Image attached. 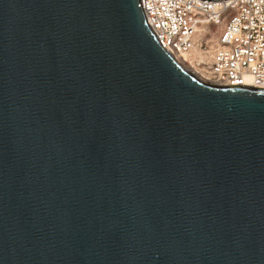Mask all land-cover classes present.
Listing matches in <instances>:
<instances>
[{"label":"water","instance_id":"obj_1","mask_svg":"<svg viewBox=\"0 0 264 264\" xmlns=\"http://www.w3.org/2000/svg\"><path fill=\"white\" fill-rule=\"evenodd\" d=\"M0 264H264V89L140 0H0Z\"/></svg>","mask_w":264,"mask_h":264},{"label":"built area","instance_id":"obj_2","mask_svg":"<svg viewBox=\"0 0 264 264\" xmlns=\"http://www.w3.org/2000/svg\"><path fill=\"white\" fill-rule=\"evenodd\" d=\"M140 6L161 47L198 80L264 89V0H140Z\"/></svg>","mask_w":264,"mask_h":264},{"label":"bare ground","instance_id":"obj_3","mask_svg":"<svg viewBox=\"0 0 264 264\" xmlns=\"http://www.w3.org/2000/svg\"><path fill=\"white\" fill-rule=\"evenodd\" d=\"M179 63L181 64V66L183 67L184 70H186L187 72L191 73L190 70L182 63V61H179ZM194 76L196 77V75H194Z\"/></svg>","mask_w":264,"mask_h":264}]
</instances>
